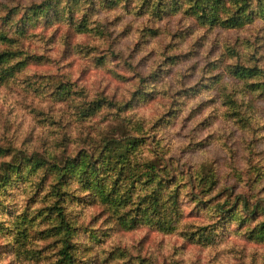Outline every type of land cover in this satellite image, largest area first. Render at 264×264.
Returning a JSON list of instances; mask_svg holds the SVG:
<instances>
[{
  "label": "rangeland",
  "instance_id": "1",
  "mask_svg": "<svg viewBox=\"0 0 264 264\" xmlns=\"http://www.w3.org/2000/svg\"><path fill=\"white\" fill-rule=\"evenodd\" d=\"M194 1L0 0V52H13L0 82V264H63L60 234L41 233L61 197L74 264H264L249 234L264 222V96L248 88L263 80L231 75L264 70V14L230 29L199 20ZM98 100L113 106L88 114ZM134 138L132 155L176 197L167 230L122 224L149 187L121 181L113 212L80 172L55 171Z\"/></svg>",
  "mask_w": 264,
  "mask_h": 264
},
{
  "label": "trees",
  "instance_id": "2",
  "mask_svg": "<svg viewBox=\"0 0 264 264\" xmlns=\"http://www.w3.org/2000/svg\"><path fill=\"white\" fill-rule=\"evenodd\" d=\"M195 9H192V13L196 15L199 20L215 25L216 23L222 24L226 28L234 29L241 28L246 24H250L257 17H261L264 14V0H195ZM42 11V10H41ZM0 39L3 41L8 38L1 33ZM13 55V52H0V82L5 80V72L3 71V63ZM231 75L237 80H252L262 79L263 81H257L248 85L250 91H258L264 96V70L256 66L244 65L241 63L233 65L231 69ZM5 78V79H4ZM231 101V99H230ZM103 106H113V103H104L103 101H96L90 107L88 114L94 113L97 109ZM117 142L106 148L104 151H99L95 160L89 159V162L85 160V157L71 158V161L67 165H61L55 167V171L60 177L70 173L80 172L81 179L86 182V186L91 190H95L96 197L100 203L110 207L109 210L114 212L120 208L123 199H120L123 195L120 193V182L130 183L128 186H135V183L149 187L148 191L137 198L136 208L138 210L136 219L132 222H128L122 217V224L126 227L134 226V221L147 222L148 224L161 226L165 230L172 227L175 218H171L167 215V210L170 208L171 212L176 215L177 203L176 197H173V203H167L164 199L162 191L165 186L161 177H157V169L154 170L152 164L149 161L138 155H132L137 146L136 140L126 139L121 146H117ZM3 149L0 148V153ZM124 160L123 164L117 165L114 163H120ZM131 161L136 166L127 167V164H131ZM30 166L33 167L30 170L37 169L40 165L39 159L33 158L29 160ZM148 163V164H147ZM34 164V165H33ZM152 167H150V166ZM23 165L19 162L16 165H11L8 169L19 174ZM139 173H138V172ZM60 179L53 186V189L59 188L63 184L66 186V179ZM118 180H120L118 182ZM1 181V180H0ZM111 186V187H110ZM59 187V188H58ZM164 192V191H163ZM115 197V198H114ZM64 198L55 199L53 204L48 207L49 213L54 214L58 223L52 225L49 229L41 231L42 234L52 235L60 234V248L58 251V261L63 264H74L71 231L72 227L67 219V214L64 207ZM118 208V209H117ZM251 238L264 241V222L259 226V229L253 230L250 233Z\"/></svg>",
  "mask_w": 264,
  "mask_h": 264
}]
</instances>
